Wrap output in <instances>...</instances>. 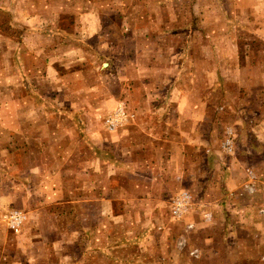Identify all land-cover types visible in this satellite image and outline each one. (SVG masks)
I'll use <instances>...</instances> for the list:
<instances>
[{
	"label": "rangeland",
	"instance_id": "rangeland-1",
	"mask_svg": "<svg viewBox=\"0 0 264 264\" xmlns=\"http://www.w3.org/2000/svg\"><path fill=\"white\" fill-rule=\"evenodd\" d=\"M0 264H264V0H0Z\"/></svg>",
	"mask_w": 264,
	"mask_h": 264
},
{
	"label": "built area",
	"instance_id": "built-area-1",
	"mask_svg": "<svg viewBox=\"0 0 264 264\" xmlns=\"http://www.w3.org/2000/svg\"><path fill=\"white\" fill-rule=\"evenodd\" d=\"M231 131L229 130L228 131V134H227V137H226V140L224 142V146L226 147L227 150L231 149L230 146H231ZM247 186V185H246ZM249 189H252L251 186L248 187ZM174 212L179 215L180 213V209L179 207L177 206L176 210H174ZM12 218L14 219V224H18V221H16L18 219V216H16V214H14L12 216Z\"/></svg>",
	"mask_w": 264,
	"mask_h": 264
},
{
	"label": "crops",
	"instance_id": "crops-1",
	"mask_svg": "<svg viewBox=\"0 0 264 264\" xmlns=\"http://www.w3.org/2000/svg\"><path fill=\"white\" fill-rule=\"evenodd\" d=\"M224 180H225V182H227V181H228V177H226ZM227 184H228V183H227Z\"/></svg>",
	"mask_w": 264,
	"mask_h": 264
}]
</instances>
